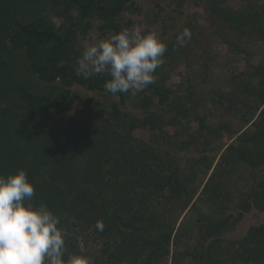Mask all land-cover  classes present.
Masks as SVG:
<instances>
[{
	"label": "trees",
	"instance_id": "16d2710c",
	"mask_svg": "<svg viewBox=\"0 0 264 264\" xmlns=\"http://www.w3.org/2000/svg\"><path fill=\"white\" fill-rule=\"evenodd\" d=\"M200 1L214 31L228 33L222 42L248 65L237 75L242 98L232 99L227 108L238 112V128L222 119L208 124L202 116L192 117L186 105L197 102L187 89L189 76L186 83L182 79L168 86L163 75L137 93L134 108L141 117L112 106L97 120H61L58 116L80 100L70 90L73 85L108 93L103 87L108 75L76 76L82 54L78 39L93 28L92 20L100 22V35L119 32L120 16L139 9L132 0H0V175L26 170L35 190L29 203H46L60 217L59 227L70 229L73 219L111 239L113 250L104 251L113 263L156 264L170 258L171 264H183L188 258L195 264H221L217 238L252 209L264 211V58L250 66L259 52L243 46L264 40V0H239L238 7L224 0ZM52 17L61 20L58 26ZM148 90L149 96H143ZM193 119L198 135L225 137L214 167L207 155L211 149L205 148L210 142L189 134ZM135 129L149 131L153 145L136 139ZM179 151L192 156L183 166ZM248 168L247 177H241ZM258 170L263 173L257 177ZM189 205L200 218L193 229L181 222L175 229L165 215ZM97 221L104 223L102 232L95 228ZM194 229L196 246L181 249ZM237 243L233 260L255 264L264 259V225L251 227ZM69 254L84 255L73 239L66 242L64 258Z\"/></svg>",
	"mask_w": 264,
	"mask_h": 264
},
{
	"label": "rangeland",
	"instance_id": "374dc122",
	"mask_svg": "<svg viewBox=\"0 0 264 264\" xmlns=\"http://www.w3.org/2000/svg\"><path fill=\"white\" fill-rule=\"evenodd\" d=\"M132 2L139 10L138 12L123 13L120 16L121 30L125 28L129 30L140 28L142 33L154 31L167 45V51L163 57L164 63L157 69L155 74L157 80L164 75L167 76V79L164 81L165 85L176 86L180 80H185L189 76L190 84L187 85V89L193 92V99L197 102L186 105L190 108L189 112L192 117L202 116L206 118V123L208 124L211 122L217 123L218 120L222 119L231 122L234 127L238 128L240 124L238 122V112L235 109L231 108L228 110L227 108L231 105L230 101L232 99L234 101V99L237 100V97L242 98L240 87H238L240 83L237 75L240 72L246 71L248 65L243 55L233 52L228 45L222 42L221 36L228 34L225 32L226 30L222 32L214 31L215 26L212 25L213 19L200 0H132ZM223 4L238 7L240 2L239 0H224ZM51 22L53 25L58 26L61 20L52 17ZM91 23L93 28L84 38L78 39L77 44L81 51L88 44L96 43L113 34L100 35L97 31L100 22L98 20H92ZM185 28L190 31L191 39L181 47L177 44V36ZM243 46L249 51L257 50L259 52V54L254 55L251 59L250 66H255L264 58V40L259 43L243 44ZM207 64L208 67L206 66ZM184 88L185 86H183L182 92H179L181 97L186 92ZM70 90L80 100H93L100 103V105L82 104L80 100H77L73 103L69 111L62 112L58 116L63 121L69 119L77 121L86 119V117L97 120L100 115L106 116L112 106L132 116H142V113L134 108V100L136 97L130 93L120 95V99L117 101L110 93L89 91L78 85H73ZM213 91H218V96L213 94ZM150 93L151 91L148 90L143 96L147 97ZM199 99H205V102L201 104L198 101ZM155 100L156 98H154ZM189 126V134H196V137L199 136L198 139L202 142L204 140L210 142L209 147L207 146L205 148H207L206 150L211 149L207 155L214 158L212 164V167H214L218 157L223 154L224 148H221V146L226 142L225 137L218 140L211 135H207L205 132H200V135H198L197 125L194 119L190 122ZM169 129L171 132L174 130L172 128ZM174 131L176 132V130ZM133 136L140 141L150 142L153 145L154 139L146 129H135ZM196 152H199V155L196 156H200L201 148L196 147ZM190 154H192V151ZM178 155L181 166L184 165V160L186 161L187 158L192 157L186 151H179ZM249 170L248 168L241 171L240 176L247 177ZM262 173L263 170L255 171L257 177L262 175ZM193 187L195 189L196 185ZM197 195L194 196L192 203L196 201ZM199 206L204 208L202 212L209 215V211H206L207 209L203 204L200 203ZM189 207L190 205L186 209L175 210L171 215H165V219L169 218V220L174 221L175 229H177L180 222L184 227L192 226L193 229V223H197L196 219L200 217L196 210H191ZM161 208L162 206L157 207L155 211L160 214L163 212ZM69 222L74 224L70 229L64 226L61 227L65 230V243L73 239L80 251L85 256L93 259L94 264H118L110 261L108 258L109 252L104 251L106 248H109L110 252L113 250L115 244L111 239L99 237L92 233L90 229H86L85 225L80 224L79 221L71 219ZM259 225H264V211L252 209L249 213L244 214L242 219L231 227L230 231L225 232L217 238L218 244L216 248L219 249L220 253H223V256H219L221 258V264L243 263L238 258L233 260L232 257L233 252L238 248L237 241L251 227H257ZM197 236V230L193 232V235H185V238L182 240L183 243L179 247L181 249L195 247ZM209 242L210 240L204 246H207ZM170 250L172 252L174 251V245L172 246L171 244ZM226 252H229V254ZM156 264H171V261L168 258L166 261L157 262ZM183 264L195 263L187 258L183 260ZM255 264H264V259L259 258Z\"/></svg>",
	"mask_w": 264,
	"mask_h": 264
},
{
	"label": "clouds",
	"instance_id": "9594fccd",
	"mask_svg": "<svg viewBox=\"0 0 264 264\" xmlns=\"http://www.w3.org/2000/svg\"><path fill=\"white\" fill-rule=\"evenodd\" d=\"M191 39L185 28L177 44ZM167 45L154 31L127 28L84 47L75 74L88 79L106 74L103 87L118 101L117 93L135 96L156 82V70L164 63ZM34 186L24 169L0 175V264H94L92 258L66 252L65 230L60 217L46 203L33 206ZM97 221L95 228L104 230Z\"/></svg>",
	"mask_w": 264,
	"mask_h": 264
}]
</instances>
